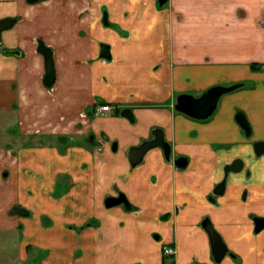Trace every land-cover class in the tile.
<instances>
[{"label":"crops","instance_id":"0c3cea01","mask_svg":"<svg viewBox=\"0 0 264 264\" xmlns=\"http://www.w3.org/2000/svg\"><path fill=\"white\" fill-rule=\"evenodd\" d=\"M262 18L264 0H0V21L14 20L0 32V131L8 138H0V228L15 229L6 214L15 194L41 186L40 197L48 191L57 207L49 214L92 223L79 233L35 227L32 235H61L36 242L47 251L44 264H264V226L256 231L264 221V153L254 151L264 142ZM39 41L54 62L50 87ZM215 85L234 89L206 120L175 108ZM154 129L174 157L188 159L186 168L173 167L160 148L130 166V148ZM234 161L237 170L214 194ZM77 163L86 198L71 214L60 202L70 191L54 188L63 186L56 172L71 175ZM118 192L131 209L104 207ZM204 219L228 250L219 263ZM22 244L19 260L9 258L17 264ZM165 246L174 253L164 254Z\"/></svg>","mask_w":264,"mask_h":264},{"label":"rangeland","instance_id":"374dc122","mask_svg":"<svg viewBox=\"0 0 264 264\" xmlns=\"http://www.w3.org/2000/svg\"><path fill=\"white\" fill-rule=\"evenodd\" d=\"M213 87L228 88V85H215ZM11 126H12V123H11ZM16 128L18 130L17 126ZM0 138H2L3 140L8 139L5 134L3 135L1 133V131H0ZM25 141L26 139H24L25 145L22 144L23 146L35 147V145L31 143H27ZM22 142H23V139H22ZM58 152H60V154H64L65 151L64 150L60 151L58 149ZM72 166L75 167L76 170H72L71 175L65 174L61 171L56 172L58 179L59 181L62 182L63 186H60L58 188L55 187L54 190L55 189L61 190L64 188L66 192L70 191L71 195H69L70 193L67 194L65 199H60L61 200L60 202H62V205H64L65 202L67 205H69L70 203L71 204L70 205L71 214H74V212L80 209V206L82 203L81 201H83L86 198L85 197L86 187L83 185L77 184V180H76V178L79 177V171L82 167L79 168L80 165L78 163ZM26 187H29V188H26ZM26 187L24 188V191H22V193L17 192L15 194L14 203L28 208L31 211L32 215L30 218H24L20 215L18 216L14 215L16 218L15 222L22 224V228H23L22 231H19V230L17 231L16 229L10 230V228H7V227L0 228V264H5V263L6 264H17L16 262L17 259L14 260L15 261L14 263V261L10 260L9 258H18L19 260V257L17 256L19 254L20 239H21V242H23L22 244V250H23V255H24L23 264H30L32 262L33 264H40L41 262L43 263V261L46 260V256H47L46 249L36 242L38 241V242L45 243L48 237L61 238L60 237L61 235H59L58 233L47 234V235L46 234H39V235L33 234L32 235L31 231L35 230L36 229L35 227L41 226L42 228H46V227L53 225L55 227L60 226L61 229L65 231V233L66 232L69 233V231H74V232L79 233V231H81V227L87 226L86 223L88 222L82 225V223L79 224V221L73 217L72 218L62 217V216L58 217L57 213H53L54 216L49 214L48 210L54 208L55 202L52 201V199L48 196V193H47L48 191L42 192L43 194L42 196H44V199H46V196H47L49 203L46 204V201L42 197H40L41 186L35 187V186L26 185ZM51 189L52 187L49 188L48 190H51ZM59 193L61 192H58V194ZM48 206L50 207V209H48ZM56 208L57 207H55L54 209ZM56 211H60V209H57ZM9 214L10 213L7 212V215ZM63 227H65V229H67L68 231L65 230ZM37 238L39 239L42 238L43 240L41 241V240H38ZM72 243H74L73 238H72ZM69 244H71V242ZM78 252H81V250H73L74 255H77ZM20 262H22L21 258H20Z\"/></svg>","mask_w":264,"mask_h":264},{"label":"water","instance_id":"95a60500","mask_svg":"<svg viewBox=\"0 0 264 264\" xmlns=\"http://www.w3.org/2000/svg\"><path fill=\"white\" fill-rule=\"evenodd\" d=\"M29 4L36 3L40 0H25ZM167 0H158V5H163ZM13 19H3L0 21V32L3 29L10 27L13 24ZM104 23L106 24V19H104ZM37 51L43 56L44 59V68H45V77L43 80V84L46 87H50L55 79V72H54V62L52 59V55L50 50L43 44V42L39 41L37 46ZM7 54H17L16 52H6ZM234 89V87L225 88L226 91H230ZM219 98V93L212 91L207 93L205 96H201L199 98H192V100L185 99L184 96L177 101L179 107L175 106V108L179 109L180 111H186L189 114H197L199 117H206L209 115L213 108L216 105V101ZM206 106V107H205ZM205 107V108H204ZM207 108V109H206ZM206 109V110H205ZM205 110L204 115H200V111ZM240 126L245 129L246 121L245 119H239ZM154 133V138L152 140L142 142L140 145L136 147L130 148L128 152V162L131 167L137 166L143 159L145 153L152 149V148H160L163 149L165 146L163 133L161 130L156 129ZM254 148L256 154H260L262 152V148H264V142H257L254 144ZM114 149V147H113ZM264 150V149H263ZM239 161H236L234 164L228 165L224 170V179L223 181L216 186L214 194L220 195L224 190V184L226 176L229 172H233L237 170V167L234 169V166L238 164ZM174 164L178 168H185L187 165V158L186 157H178ZM217 189H219L217 191ZM128 204L126 197L123 194H120L118 197H108L105 199V207L110 208L116 206L118 204ZM257 222V220H256ZM256 231H259L263 226V224L256 223ZM202 227L206 231L210 243L211 254L213 256V260L216 263H219L227 254L228 250L226 245L224 244L220 235L216 232L213 226L210 224L208 220L202 222Z\"/></svg>","mask_w":264,"mask_h":264},{"label":"flooded vegetation","instance_id":"af4514ba","mask_svg":"<svg viewBox=\"0 0 264 264\" xmlns=\"http://www.w3.org/2000/svg\"><path fill=\"white\" fill-rule=\"evenodd\" d=\"M41 1V0H40ZM39 2V1H38ZM207 94V91L204 93V95H202V96H205ZM219 99V98H218ZM218 99H217V101H216V105H215V107L213 108V110H212V112L209 114V115H207L206 117H198L197 116V114H190L191 116H188V117H190V118H192V119H195V120H206L208 117H210L211 115H212V113L214 112V110H215V108H216V106H217V102H218ZM206 107V106H205ZM204 107V108H205ZM207 109V108H206ZM205 109V110H206ZM205 110H203V111H200V113H198V114H200V115H204L206 112H205ZM187 116V115H186ZM237 119H243V116L240 114V113H238V115H237ZM160 130V129H159ZM154 131H156V129H154L153 131H152V136H150V138L149 139H147V140H144V141H142V142H146V141H149V140H152L153 138H154ZM162 131V130H161ZM244 131H245V133L248 135V134H250V127L248 126V124L246 123V126H245V129H244ZM163 133V132H162ZM163 139H164V137H163ZM257 142H262V141H257ZM257 142H255V143H257ZM164 143H165V146H164V148L163 149H161V151H162V155H163V157H164V159L167 161V162H169V163H171L172 164V166L173 167H175V168H177V169H184V168H178L175 164H174V162H175V160L178 158V157H184V156H181V155H177V156H173L172 155V147L170 146V144L169 143H167L166 141H164ZM254 143V144H255ZM113 147H114V149H113ZM153 149V148H152ZM264 148H262L261 150H262V152H260V154H256V151H255V148H254V151H255V155L257 156V157H259V156H261L263 153H264V150H263ZM112 150H115V145L113 144L112 145ZM151 150V149H150ZM149 151V150H148ZM146 154V153H145ZM187 162H188V159H187ZM236 161H234L232 164H234ZM239 163H240V161H239ZM187 166V165H186ZM228 166V165H227ZM226 166V167H227ZM225 167V168H226ZM237 167V166H236ZM186 168V167H185ZM225 168L223 169V177H222V179H221V181L218 183V184H220L222 181H223V179H224V170H225ZM234 169H235V166H234ZM228 175V174H227ZM226 179H227V176H226ZM226 179H225V182H226ZM217 184V185H218ZM216 185V186H217ZM216 186H215V188H214V190H213V193H214V191H215V189H216ZM224 187H225V184H224ZM219 189H217V191H218ZM120 194H123V193H121V192H118V193H116V194H114V195H111V196H108V197H118ZM124 195V194H123ZM125 196V195H124ZM108 197H106V198H108ZM126 197V196H125ZM105 198V199H106ZM105 199H104V202H105ZM127 200V199H126ZM118 205H122V206H124L125 208H127V209H131V206L129 205V204H118ZM118 205H116V206H118ZM116 206H113V207H116ZM104 207H105V204H104ZM113 207H110V208H113ZM9 208V209H8ZM7 209V211L6 212H9L10 214L8 215L9 217H15L14 215H20V216H22V217H24V218H30L31 217V215H32V213H31V211L28 209V208H26V207H24V206H22V205H19V204H16V203H12L9 207H8ZM107 208V207H106ZM110 208H107V209H110ZM7 214V213H6ZM205 220H207V219H204L202 222H204ZM258 221V220H257ZM93 222V221H92ZM263 223H264V221H263ZM87 224V226H90L92 223L91 222H88V223H86ZM202 224V223H201ZM15 229L18 231H22V224H20V223H17L16 224V226H15ZM20 242H21V239H20Z\"/></svg>","mask_w":264,"mask_h":264},{"label":"trees","instance_id":"16d2710c","mask_svg":"<svg viewBox=\"0 0 264 264\" xmlns=\"http://www.w3.org/2000/svg\"><path fill=\"white\" fill-rule=\"evenodd\" d=\"M212 91L218 92V93H219V96L222 95L224 92H226L225 88H223V87H213V88L209 89V90L207 91V93L212 92ZM182 112H183L185 115H187V116H191V115H190L189 113H187L186 111H183V110H182ZM122 114H124V115H126V116H130V111L127 110V109H124V110H122Z\"/></svg>","mask_w":264,"mask_h":264},{"label":"built area","instance_id":"2783aa9c","mask_svg":"<svg viewBox=\"0 0 264 264\" xmlns=\"http://www.w3.org/2000/svg\"><path fill=\"white\" fill-rule=\"evenodd\" d=\"M260 23L264 26V18L261 19ZM99 110L108 111L110 110V107L107 105H101L99 107ZM163 253L166 255H171L174 253V250L173 248L166 246V247H163Z\"/></svg>","mask_w":264,"mask_h":264}]
</instances>
